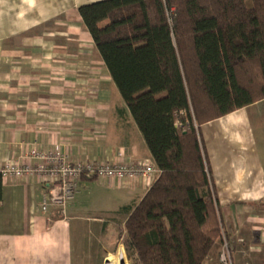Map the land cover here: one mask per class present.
<instances>
[{"label": "crops", "instance_id": "crops-1", "mask_svg": "<svg viewBox=\"0 0 264 264\" xmlns=\"http://www.w3.org/2000/svg\"><path fill=\"white\" fill-rule=\"evenodd\" d=\"M102 1L0 0V171L38 163L34 149L70 163L153 161L84 24L83 15ZM202 137L234 263L264 264V101L204 124ZM1 175L0 264L98 261L107 225L83 213L88 204L81 201L111 198L105 186L131 190L140 201L156 178L110 185L85 174L68 218L59 219L58 207L42 210L44 179ZM222 245L205 264L222 263Z\"/></svg>", "mask_w": 264, "mask_h": 264}, {"label": "trees", "instance_id": "trees-1", "mask_svg": "<svg viewBox=\"0 0 264 264\" xmlns=\"http://www.w3.org/2000/svg\"><path fill=\"white\" fill-rule=\"evenodd\" d=\"M83 19L159 175L117 210L130 262L205 264L229 239L202 126L264 101V0H103Z\"/></svg>", "mask_w": 264, "mask_h": 264}, {"label": "built area", "instance_id": "built-area-1", "mask_svg": "<svg viewBox=\"0 0 264 264\" xmlns=\"http://www.w3.org/2000/svg\"><path fill=\"white\" fill-rule=\"evenodd\" d=\"M182 114H186L182 111ZM124 156L122 152L119 153ZM31 157L39 160L37 164H11L2 169L4 177H39L50 183V191L42 202V210L48 213L51 206L66 207L79 190L80 179L83 174L95 176L102 182L112 184L114 181L130 182L133 185L147 183L157 172L149 160L129 161H79L70 163L62 154L47 151L32 150ZM65 201V203H59ZM221 261L234 264L229 242L224 239L221 252ZM123 264H129L125 261Z\"/></svg>", "mask_w": 264, "mask_h": 264}, {"label": "rangeland", "instance_id": "rangeland-1", "mask_svg": "<svg viewBox=\"0 0 264 264\" xmlns=\"http://www.w3.org/2000/svg\"><path fill=\"white\" fill-rule=\"evenodd\" d=\"M87 161H93V160H87ZM37 162H39V160H37ZM34 164H37V163L34 162ZM154 177L156 178L159 177L157 172H155ZM46 183L49 186L48 191L46 193L48 194L50 191L51 185L48 182ZM153 183L151 184V186L153 185ZM106 187L108 186H105V188L101 187L103 189L102 193L104 194L105 197L111 196V198H108L106 201H81V203L88 204V207L85 209V211H83V213L94 214L93 216L96 218L95 223H102L101 219L102 220L104 219V225H107V231H108V235L105 238L101 239L103 242L99 241L98 237L96 238V240H98L99 243H103V245L100 244V247L97 249L98 252L95 253V255L99 256V260L96 261V260H93V258H91L90 264H123L125 261L131 264L130 259L128 257L127 249L125 247V229L122 233H120L122 231L121 229H123L124 227L125 221L128 219V216H124V215L117 213V210L121 206L131 204L135 201H133L134 198L132 197L133 195L131 194V192H128L131 190H121L120 189V190H117V192H115L116 190L114 189L110 191L106 190L107 189ZM148 188H150V186ZM75 198L72 201H74ZM89 199L91 200L90 197ZM43 201H44V198H43ZM72 201H68L66 204L68 205ZM62 202L63 201H60L59 203H62ZM63 203H65V201ZM67 205L64 210H63L64 206H59V205L54 206L53 205L51 207L59 208L58 213H57L59 215V219H67L68 218ZM222 248H223V245H222ZM220 258H221V254H220ZM221 264H226V263H221Z\"/></svg>", "mask_w": 264, "mask_h": 264}]
</instances>
